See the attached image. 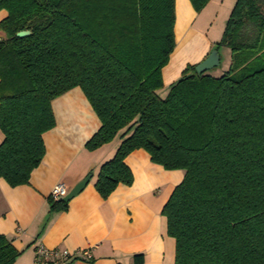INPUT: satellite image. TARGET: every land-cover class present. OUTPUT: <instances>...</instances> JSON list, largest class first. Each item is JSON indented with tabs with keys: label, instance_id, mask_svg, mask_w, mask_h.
<instances>
[{
	"label": "trees",
	"instance_id": "trees-1",
	"mask_svg": "<svg viewBox=\"0 0 264 264\" xmlns=\"http://www.w3.org/2000/svg\"><path fill=\"white\" fill-rule=\"evenodd\" d=\"M189 1L199 12L209 0ZM0 10V178L29 183L55 125L51 102L78 87L100 122L85 148L121 139L94 182L102 199L132 184L124 159L143 149L184 172L161 209L174 264H264V0H235L211 47L228 49L224 73L188 65L163 98L174 0H0ZM19 254L0 234V264Z\"/></svg>",
	"mask_w": 264,
	"mask_h": 264
},
{
	"label": "crops",
	"instance_id": "crops-1",
	"mask_svg": "<svg viewBox=\"0 0 264 264\" xmlns=\"http://www.w3.org/2000/svg\"><path fill=\"white\" fill-rule=\"evenodd\" d=\"M213 1L196 13L189 0H174L175 47L170 57L179 61L174 69H170L171 59L162 68L164 84L187 62H201L220 39L222 33L211 35V26L203 25V13L207 11V17ZM234 3L217 0L214 14L226 12L229 16ZM6 14L0 10V20ZM51 108L55 125L42 135L45 154L31 172L29 183L10 187L0 178V234L20 251L12 264H34L39 244L70 252L90 249L89 260L68 264H135L134 255H142L141 264H174L175 241L167 235L161 209L181 182L183 170H166L151 162L145 150L136 149L124 159L132 184H119L102 199L94 182L99 167L113 157L121 139L116 136L93 151L85 148L100 122L78 87L55 98ZM2 140L0 131V143ZM87 175L88 182L68 200L67 209L51 212L47 198L52 188L64 183L69 191Z\"/></svg>",
	"mask_w": 264,
	"mask_h": 264
},
{
	"label": "rangeland",
	"instance_id": "rangeland-1",
	"mask_svg": "<svg viewBox=\"0 0 264 264\" xmlns=\"http://www.w3.org/2000/svg\"><path fill=\"white\" fill-rule=\"evenodd\" d=\"M209 1H208V3H209ZM216 1L217 0H214L213 3H212V5H211V7H209V9H207V10H211V11L208 12L207 17H206V12L207 11H205L203 13L204 14L203 25L206 23L207 26H209V25L211 26V28H210V34L211 35L212 34L219 35L220 33H222L223 32V29H224V26H225L226 19L228 18V14H226V12H223V13L222 12L221 13L219 12V14H216V15L214 14L215 11H216V9H215L216 8ZM208 3L206 4V6H208ZM203 9H201L199 12H201ZM222 11H224V10H222ZM199 12H196V13H199ZM198 21H202V19L197 20V22ZM171 53H170V55H171ZM220 53H221L220 65L217 66V68H215V69H210V70L207 71V73H209V74H211L213 76H219L221 73H224L228 69V67H229V64L227 65L228 59H229V56H228L229 51H228V49L221 48L220 49ZM170 55H169V60H168L169 62H170V59H171ZM171 60H172V63H171L170 69H174V67H176L178 65V61L179 60L176 62L177 58H175L174 55H173V57H172ZM188 65H193V64L190 63V62H187L184 65V67L182 68V70L180 71L179 74L171 75L169 77V79L171 81L167 80V83L166 84L163 83V87L157 91L158 95L161 98L165 97V95L167 94L168 89H169V86L171 85V83L175 82L176 80H178L182 76L183 69H185ZM118 137H119V135H118Z\"/></svg>",
	"mask_w": 264,
	"mask_h": 264
},
{
	"label": "built area",
	"instance_id": "built-area-1",
	"mask_svg": "<svg viewBox=\"0 0 264 264\" xmlns=\"http://www.w3.org/2000/svg\"><path fill=\"white\" fill-rule=\"evenodd\" d=\"M68 192V188L64 183L56 184L50 196L54 200L62 199ZM91 253L89 248L70 252L66 249L46 248L42 245H37L35 249L34 264H68L72 260H89Z\"/></svg>",
	"mask_w": 264,
	"mask_h": 264
},
{
	"label": "water",
	"instance_id": "water-1",
	"mask_svg": "<svg viewBox=\"0 0 264 264\" xmlns=\"http://www.w3.org/2000/svg\"><path fill=\"white\" fill-rule=\"evenodd\" d=\"M30 34L29 30H22L16 33V36L18 37H24ZM1 38V37H0ZM220 64V58L219 53L216 49H212L209 54L198 64L195 66V70L197 73H203L205 71H208L210 69H213ZM90 176L87 175L83 179L79 180L74 186L71 187V189L67 192V194L62 198L64 202H67L72 197L77 195L86 185L88 182Z\"/></svg>",
	"mask_w": 264,
	"mask_h": 264
}]
</instances>
